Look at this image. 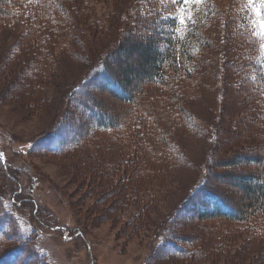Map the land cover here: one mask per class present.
<instances>
[{
	"label": "rangeland",
	"instance_id": "374dc122",
	"mask_svg": "<svg viewBox=\"0 0 264 264\" xmlns=\"http://www.w3.org/2000/svg\"><path fill=\"white\" fill-rule=\"evenodd\" d=\"M255 1L204 2L203 15L209 7L214 10L205 28L211 48L193 75L190 88L180 96L179 103L185 104L191 119L182 121L184 128L175 125L168 134L163 130L157 133L158 137H168L166 156L161 155L166 153L165 148L153 141L152 133L157 127L148 112L142 110L137 115L133 123L137 124L129 132L121 128L102 134L93 130V110L89 113L83 103L86 107V102L99 107L102 103L118 115L127 109L92 87L87 89L92 93L81 91L85 101L72 100L78 99L76 93L69 98L79 85L89 81V73L97 63L88 59L84 42L92 47L99 39L111 44L109 24L112 27L116 15L134 17L135 12L129 14L128 9L136 8L138 0H87L84 15L73 13L75 25L83 20L75 31L76 38L65 35L61 40L45 42L47 38L43 36L44 46L34 49L38 65L33 77L31 73L26 75L31 67L29 60L26 64L21 61L26 59L24 47L36 35L35 28L26 25L0 31V133L8 139L11 160L5 173L0 165V219L3 211H13L8 225L0 221L1 227H7L10 239H0L2 264H193L194 260L188 262L187 258L178 261L177 251L168 249V243L162 241L167 230L196 241L195 246L202 252L196 259L199 264H264V233L254 235L255 227L219 220L187 222L190 217L177 215L192 194L190 191L206 177L208 184L214 180L218 193L229 199L232 194L235 200L233 193L238 183L230 176L262 170V165L243 161L233 169L222 164L236 154L264 157V94L255 93L249 76L240 70V64L248 61L252 51L257 50L264 62V33L259 27L264 16L251 8ZM36 6L30 1L13 5V15H36ZM160 7L155 6L156 10ZM245 7L249 11L251 8V15L243 13ZM69 14L70 11L65 16ZM153 20L136 19L131 29L121 24L117 39L121 41L129 31L135 41L151 36L158 28ZM72 22L70 19L66 23ZM96 23L104 26L102 34L93 33ZM224 38H230L229 42L224 43ZM74 40L76 46L69 47ZM66 42L69 48L64 47ZM73 49L81 56H74ZM164 95L163 91L153 92L148 101L159 103V96ZM179 103L172 104L173 109ZM87 115L91 124L86 122ZM160 119L159 114L157 120ZM89 125L91 137L87 140ZM53 132L57 135L48 142L62 146L67 141H77V145L68 147L66 153L58 149L54 153L39 151L35 142ZM93 141H105L103 155H115L106 160L111 164L94 159ZM26 161L35 168L32 176L12 169V165L21 168ZM8 194L15 196L22 207H15L7 199ZM125 198L129 200L123 202ZM18 199H30L32 208H24L29 206ZM60 227L68 230L70 237L78 238L64 241L63 229L56 230ZM6 241L10 242L2 246ZM14 250L17 259H9ZM32 250L38 255L35 259ZM173 256L176 262L169 259Z\"/></svg>",
	"mask_w": 264,
	"mask_h": 264
},
{
	"label": "trees",
	"instance_id": "16d2710c",
	"mask_svg": "<svg viewBox=\"0 0 264 264\" xmlns=\"http://www.w3.org/2000/svg\"><path fill=\"white\" fill-rule=\"evenodd\" d=\"M25 1H30L37 5L36 15H21L20 13H18V15H13V5H17ZM206 1L207 0H204V2ZM204 2L199 4L184 5L179 2V0H177V2H173V0H138L136 8L133 6L128 9L129 14L130 12L132 13V11L135 12L134 17L131 15H116L115 18L117 17V19L114 23H112V27L109 24L108 29L112 28V32L110 34L113 36L111 44H108L107 41L104 42L99 39V42L97 41V43L93 44L92 47L91 44H88L89 42H84V46L87 50L85 53H88V59H90L91 62L96 61L97 63L95 62L96 64L89 73V81L83 83V85H79L75 91L70 93L69 98H72L74 93H76V98L78 99L72 98V100L85 101V95H82L81 91L83 90V92H86L87 94L92 93V91L89 92L87 90L89 87H92L100 92L101 95H107L113 102L120 104L121 108L123 106V109H127L126 111L131 110L130 113L123 111L121 115H118L117 113H111V111L107 108H104L101 105L102 103H99L101 106L99 107L96 105L97 103H91L90 105L86 102L88 107L91 108L89 109L82 102V107H84L85 110L88 109L89 113L93 110L91 118L94 117L96 122L93 123L95 124V129L92 128L94 131L101 132L102 134H108L109 132L126 128L127 131L125 132H129L131 128L136 126L137 122L133 124L134 120L142 110L150 114L153 119V122L151 123L153 126L155 125L154 127H157L152 133L154 138L153 141H155L157 145L161 144L163 148H165V144L168 145L169 143L168 137L162 135L158 137V131L163 130L168 134L171 129H175V125L184 128L182 121L185 122L186 120L191 119V116L187 117L188 114L185 109V104L182 106L179 103L181 100L180 96L184 95L185 90L189 89L190 84L195 80L193 79V75L198 72L204 55L208 50H210L212 43L211 39L208 38L205 33V28L207 17L212 15L214 10L212 7H209L206 10L205 15H203L202 11ZM86 4L87 0H0L1 32L19 29L21 27H26V25L35 28V31L33 32H35L36 35L33 36L30 43H26V46L24 47L26 59L21 61V63L23 62L24 64H26V60H29L30 62L29 65L31 67L27 70L26 75L31 73L30 77H33V69H35L38 65L34 49L42 48L44 46L43 36L47 38L45 39V42L53 38L54 40H61V38L65 35L68 38H76L75 31L83 20H79V25H75V17L73 16V13L83 12L84 15L85 7L87 6ZM156 5H161V7L156 10ZM251 8H256L258 13L264 16V3H262V0H256L255 6ZM251 8L249 11L248 8L245 7L243 13L245 14L247 11L246 15H251ZM57 11L58 14L55 15V12L57 13ZM69 11L72 15L69 14L68 17H66L65 13ZM63 16H65V18ZM130 17L133 18V21ZM146 18H155L152 23L155 27H158L156 30H153V34L151 36H146L145 38H142V40L135 41L132 39V31H129L128 35L123 37L121 41L117 39V34L120 31L119 29H121V24L123 26L126 23L129 26V29H131L132 27H135V24L133 23L136 22V19L141 20ZM70 19H72L73 22L71 24L66 23L67 20ZM181 20H185L186 22L181 23ZM29 29L32 30L31 28ZM104 30L105 28L101 23H96L94 24L92 31L93 33L97 32L98 34H102ZM229 39L224 38V43L225 40H227L226 42H229ZM74 42L75 40L69 45V47H75L76 44ZM112 45H114L113 48L109 50V47ZM64 47H68V42L64 44ZM256 51L257 50L250 52L251 54L248 61L240 64V70L246 73L247 77L249 76V82L254 87L255 93L264 94V62L259 59V55ZM72 52L74 53V56H81V53L75 49H73ZM128 61L130 64H126ZM205 62H207V59H205ZM24 67H26V65H24ZM157 91H163L165 93L164 96H159L162 101H159V103L148 101L150 95ZM178 92H180V94ZM34 94L35 92L32 91L31 96ZM258 101L259 99L256 104ZM174 103H179V105L175 107L176 110L173 109L172 104ZM177 110L181 112L180 115L176 112ZM159 114L161 115V119L158 121L157 118ZM86 117V122L91 124L92 122L90 116L87 115ZM90 127L91 125L88 126L89 133L88 137H86L87 140L91 137ZM56 135L57 132H53L51 135H45L43 139L36 141L35 143L38 149L40 148L39 151L54 153V150L56 151V149H58L59 152L65 151L66 153L68 152V150H66L68 147L77 145V141H67L65 145L64 142L66 140H64L62 141V144H64L62 146H57L52 142H48L49 138ZM61 136L62 135H59L60 139H62ZM0 139L5 140L6 147L9 151L8 139L3 136L2 133H0ZM51 139L54 140V138ZM104 147L105 141H93L91 143V149L93 151L92 155L95 160L101 163H105L106 160H112L115 158L114 154L111 158L103 155ZM168 151L166 152L165 148L166 153H162L161 155L166 156ZM242 161L249 165H262V170L258 173L243 171L230 176L238 183L235 185L237 191L233 193V195L236 196L235 200H239L238 202L233 199L234 197L232 194L230 197L233 201L226 196H223L221 193H218L215 188L216 184L213 186V183H215L214 180L211 181L212 183L210 182L212 185L210 183L208 184L206 177L202 186L198 187L190 195L188 201H184L182 206H180L177 214L178 217H190L187 222L193 220L196 222H212L219 220L237 224L244 223V225L249 226V228H252L251 226L255 227L256 230L252 229L253 231H256L254 235L260 236L263 234L264 157L260 158L259 155L247 156L243 154H236L232 156L230 161H225L222 164H224L223 166L225 168L233 169ZM0 165L4 170L5 167L2 165L1 161ZM25 165L29 167L30 171L24 169ZM109 166L107 165V167ZM12 169L15 171H19V169H21L23 173L30 176H32L31 173L35 170L34 166L29 161L24 162L21 168L15 169L14 165H12ZM5 172L6 169L4 170V173ZM208 172H210L209 169ZM12 196L13 195L8 194L7 199L10 200ZM18 200L22 201L24 205L27 204L29 206L24 207L23 205L26 209L32 208L33 206L30 199ZM128 200L129 198H125L123 202H127ZM13 205L15 207H22V205ZM7 212L8 213H5L3 211L1 214H3L4 217L0 219V221L5 222L6 225H8V219L9 222L11 221L10 214H13L11 209ZM27 216H29V214H27ZM31 216H33V214ZM40 221L43 220L40 218ZM43 223L45 222L43 221ZM49 224L50 223L47 225L51 226V224ZM6 230L7 227L4 229L0 226V239L8 237ZM43 230L44 229H42V231ZM163 231L164 229H162V233ZM162 233L159 237H162ZM163 236L162 241L166 244L168 243V249L177 251L176 254L178 257L173 256L169 257V259L175 257L178 261H183V259L185 260L187 258L188 262L194 260L193 264H199L196 259L202 252L199 253V250L195 246L196 241H194L191 236H178L171 230L165 231ZM8 240H10L9 237ZM202 240L204 239L202 238ZM7 242L10 241L2 242V246ZM184 243L191 244V246L186 247ZM162 249L165 250L166 248ZM15 252L16 251L14 250L9 259H17V253ZM32 252V256L35 259L38 255L33 250ZM175 258L173 259L174 262H176ZM37 261H39V259H37ZM0 264H2L1 260Z\"/></svg>",
	"mask_w": 264,
	"mask_h": 264
},
{
	"label": "snow or ice",
	"instance_id": "6c2138e0",
	"mask_svg": "<svg viewBox=\"0 0 264 264\" xmlns=\"http://www.w3.org/2000/svg\"><path fill=\"white\" fill-rule=\"evenodd\" d=\"M173 2H177V0H173ZM179 2H181L184 5H189V4H199V3H203L204 0H179ZM250 2H254V0H250ZM262 3H264V0H262ZM185 20H181V23H185ZM260 30L262 33H264V19L261 20L260 22Z\"/></svg>",
	"mask_w": 264,
	"mask_h": 264
},
{
	"label": "bare ground",
	"instance_id": "6f19581e",
	"mask_svg": "<svg viewBox=\"0 0 264 264\" xmlns=\"http://www.w3.org/2000/svg\"><path fill=\"white\" fill-rule=\"evenodd\" d=\"M188 199H189V197H188ZM187 201V200H186Z\"/></svg>",
	"mask_w": 264,
	"mask_h": 264
}]
</instances>
